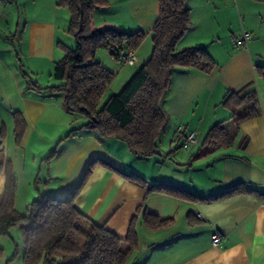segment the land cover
<instances>
[{
    "label": "crops",
    "instance_id": "crops-1",
    "mask_svg": "<svg viewBox=\"0 0 264 264\" xmlns=\"http://www.w3.org/2000/svg\"><path fill=\"white\" fill-rule=\"evenodd\" d=\"M187 6L191 26L177 49L202 48L216 67L209 75L173 69L170 89L160 103L167 124L157 141L158 154L139 158L124 143L81 129L86 119L68 114L61 95L47 97L29 89L31 83L41 88L59 84L51 77L55 63L64 55L59 44L74 48L67 35L68 11L57 7V0H0V161L12 163L17 181L14 207L21 202L26 210L39 196L64 198L94 160L136 174L148 185H174L196 196H210L237 185L264 196V79L257 73V68H264V2L187 0ZM157 19L158 0H111L107 8L93 13L97 29L145 34L129 78L151 55ZM242 31L253 38L244 48H234L232 41ZM42 75L48 80L44 86L38 82ZM128 80L121 81L117 90ZM249 84L257 91L261 113L236 126L221 103L227 92H239ZM17 117L24 125L18 144L14 138ZM217 123L223 124L234 145L193 160ZM189 132H196V143L183 149ZM245 140L247 146L241 149ZM4 184L1 175L0 196ZM74 205L122 240L136 216L137 248L126 264H264V198L237 195L204 204L149 195L144 188L96 165ZM144 212L172 223L149 230L142 221ZM16 230L0 238V264H23L24 247ZM214 233L222 237L219 248L211 244ZM127 247L121 244L123 251Z\"/></svg>",
    "mask_w": 264,
    "mask_h": 264
},
{
    "label": "trees",
    "instance_id": "trees-1",
    "mask_svg": "<svg viewBox=\"0 0 264 264\" xmlns=\"http://www.w3.org/2000/svg\"><path fill=\"white\" fill-rule=\"evenodd\" d=\"M110 2L57 0V7L68 11L67 34L72 37L75 46L70 49L59 44L64 55L55 63L51 75L59 82L58 85L41 88L31 83L29 89L47 97L61 95L68 114L86 119L81 129L96 133L102 139L124 143L136 157L150 158L158 154L157 141L166 128L167 115L161 110L160 103L170 89L173 69H193L209 75L214 71L216 62L202 48L177 49L191 26L187 0H158V19L151 34L152 52L149 59L133 73L119 93L110 95L102 103L114 74L95 61L97 50H105L119 62L120 54L136 52L146 38L139 31L126 33L110 27L97 29L93 13L97 9L107 8ZM257 73L259 78L264 79V68H257ZM22 74L25 78L26 74ZM221 106L231 112L236 126L258 118L261 113L259 97L252 84L236 93L227 92ZM15 124V141L18 144L24 125L18 117ZM233 145L234 139L222 123H217L207 132L193 160L207 157L220 149H229ZM246 146V140L239 145L241 149ZM96 165L144 188L149 195L165 194L204 204L237 195L264 198L258 191L243 185L206 197L196 196L174 185H148L136 174H126L100 160H94L77 186L64 198L39 196L26 207L24 213H19L14 209L17 181L12 163L10 160L0 161V176L5 177L0 196V237L7 236L11 229L20 231L24 247L23 264H126L137 248L134 231L136 216L122 240L107 230L105 225L88 219L74 205ZM142 221L149 230L164 228L172 223L171 219L162 220L147 212L143 213ZM122 243L128 246L125 251L121 249ZM16 256L15 249L13 258Z\"/></svg>",
    "mask_w": 264,
    "mask_h": 264
},
{
    "label": "rangeland",
    "instance_id": "rangeland-1",
    "mask_svg": "<svg viewBox=\"0 0 264 264\" xmlns=\"http://www.w3.org/2000/svg\"><path fill=\"white\" fill-rule=\"evenodd\" d=\"M98 10H102V9H98ZM106 16H107V14L105 15V17ZM110 17H112V15H110ZM69 38L72 42L71 45L75 46V43H74V40L72 39V37L69 36ZM147 43L150 44V41H148ZM95 61L102 64L103 67H107L108 69H110V71H112V73H113V71H116V73H119L120 71L123 70V72H121V74H119L118 76H116V74H114V79H113L112 83L110 84L109 88L107 89V92H106L104 98L102 99V101L104 102V101H106V99H107L106 97L108 95L118 93L119 90H117V89H118L119 84L123 80L130 79L129 75H130V73H132L136 69V66H132V67L123 66L122 64H119L116 60H114L105 50H102V49L97 50L96 55H95ZM129 71H130V73H129ZM38 82L41 83L40 85L44 86L47 84L48 80L46 79L45 75H42ZM16 162H17V169H19L18 159L16 160ZM14 209L17 210L18 212L23 213L25 211V206L22 205L21 202H18V204L16 205V207H14ZM12 230L17 231L16 229H12ZM0 238H3V237H0ZM5 263H7V262H5ZM12 263H13V261L10 262V264H12Z\"/></svg>",
    "mask_w": 264,
    "mask_h": 264
},
{
    "label": "built area",
    "instance_id": "built-area-1",
    "mask_svg": "<svg viewBox=\"0 0 264 264\" xmlns=\"http://www.w3.org/2000/svg\"><path fill=\"white\" fill-rule=\"evenodd\" d=\"M253 38L250 32L242 31L236 38L233 39L232 45L234 48H244L247 43ZM119 62L125 66H134L137 63L135 52L127 51L119 56ZM180 131V129L178 130ZM196 143V132H189L185 135L182 143V148L187 149ZM222 242L221 235L214 233L211 236V244L214 248H219Z\"/></svg>",
    "mask_w": 264,
    "mask_h": 264
}]
</instances>
